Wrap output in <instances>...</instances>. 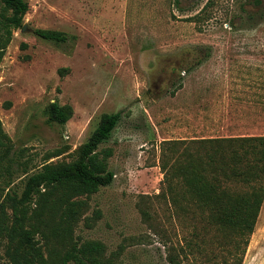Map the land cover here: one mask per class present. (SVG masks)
<instances>
[{"label":"rangeland","instance_id":"obj_1","mask_svg":"<svg viewBox=\"0 0 264 264\" xmlns=\"http://www.w3.org/2000/svg\"><path fill=\"white\" fill-rule=\"evenodd\" d=\"M27 1L26 30H13L0 64V264H14L18 242L8 197L45 164L76 160L102 115L119 112L99 148L114 150L115 180L89 198L73 236L104 243L115 264H167L195 224L167 195L164 141L264 136V0ZM55 101L74 109L66 125L48 120ZM243 264H264V204Z\"/></svg>","mask_w":264,"mask_h":264},{"label":"trees","instance_id":"obj_2","mask_svg":"<svg viewBox=\"0 0 264 264\" xmlns=\"http://www.w3.org/2000/svg\"><path fill=\"white\" fill-rule=\"evenodd\" d=\"M0 3L4 6L0 21L1 64L13 30L23 28L30 5L27 0ZM260 5L264 13V3ZM36 34L56 43L68 40L59 31L38 29ZM47 114L49 122L66 125L74 109L55 101ZM121 118L120 112L103 114L89 140L79 148L76 160L58 166L45 164L27 177L20 197H8L14 215L10 234L18 237L13 244L14 264H115L106 256L104 243L76 241L73 234L89 206V198L115 180L109 169L114 150L99 148L111 138ZM0 135H4L1 121ZM163 144L167 150L162 166L167 195L177 215L189 214L195 224L186 245L169 248L167 264H185L190 255L201 258L199 264H243L264 204V136ZM180 145L185 149L175 158ZM100 216L97 212L96 218ZM208 248L214 252L206 253ZM189 264H195L194 260Z\"/></svg>","mask_w":264,"mask_h":264},{"label":"water","instance_id":"obj_3","mask_svg":"<svg viewBox=\"0 0 264 264\" xmlns=\"http://www.w3.org/2000/svg\"><path fill=\"white\" fill-rule=\"evenodd\" d=\"M22 29H23V31H25L26 30V26L24 25Z\"/></svg>","mask_w":264,"mask_h":264}]
</instances>
